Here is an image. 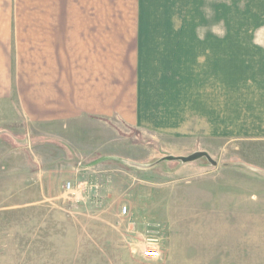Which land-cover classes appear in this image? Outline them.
Here are the masks:
<instances>
[{"label": "rangeland", "instance_id": "1", "mask_svg": "<svg viewBox=\"0 0 264 264\" xmlns=\"http://www.w3.org/2000/svg\"><path fill=\"white\" fill-rule=\"evenodd\" d=\"M46 1L0 0V49L3 25L13 37ZM53 1L65 13L67 0ZM220 1V30L260 29L264 0ZM10 49L14 62L13 40ZM17 98L12 89L0 99V264H264V141H195L92 118L45 128ZM8 130L28 137L36 167L17 151L3 160ZM41 134L53 141L34 149ZM203 148L213 163L163 162ZM86 184L99 186V204Z\"/></svg>", "mask_w": 264, "mask_h": 264}, {"label": "crops", "instance_id": "2", "mask_svg": "<svg viewBox=\"0 0 264 264\" xmlns=\"http://www.w3.org/2000/svg\"><path fill=\"white\" fill-rule=\"evenodd\" d=\"M50 1L13 37L4 24L0 49V99L14 89L35 126L92 118L195 141H264V20L259 30H220L229 22L220 0H67L65 13ZM1 139L3 160L17 151L38 163L28 137ZM52 141L38 135L34 149ZM198 150L163 162L213 163Z\"/></svg>", "mask_w": 264, "mask_h": 264}, {"label": "built area", "instance_id": "3", "mask_svg": "<svg viewBox=\"0 0 264 264\" xmlns=\"http://www.w3.org/2000/svg\"><path fill=\"white\" fill-rule=\"evenodd\" d=\"M66 191L68 192H73L75 191V187L74 185L71 183V182H68L66 184V187H65ZM83 190L87 191L88 189H91L92 191H94V195H93V198L95 199V202L97 204L100 203V194H99V186H89L86 184L84 186V188H82ZM124 212L126 213L127 212V208L125 207L124 208ZM145 256L149 259H156L158 256H159V252L158 251H152V252H145Z\"/></svg>", "mask_w": 264, "mask_h": 264}, {"label": "bare ground", "instance_id": "4", "mask_svg": "<svg viewBox=\"0 0 264 264\" xmlns=\"http://www.w3.org/2000/svg\"><path fill=\"white\" fill-rule=\"evenodd\" d=\"M152 252V251H151Z\"/></svg>", "mask_w": 264, "mask_h": 264}]
</instances>
